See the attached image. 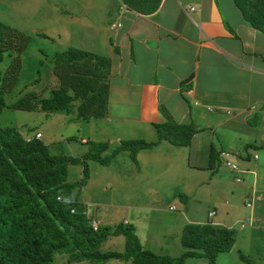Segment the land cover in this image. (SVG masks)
<instances>
[{
	"label": "crops",
	"instance_id": "crops-1",
	"mask_svg": "<svg viewBox=\"0 0 264 264\" xmlns=\"http://www.w3.org/2000/svg\"><path fill=\"white\" fill-rule=\"evenodd\" d=\"M103 9V19L92 23V39L97 40V33L104 34L107 22L109 28L112 22L119 25L106 35L109 45L105 51L98 50L99 43H90L93 47L87 48L110 57L106 113L96 118L108 123L131 121L136 123V131L145 124L142 133L151 136L146 129L161 119V104L175 120H190L196 126L187 145L157 142L175 150H138L137 167L128 159V166L136 169L134 179L180 178L186 197L181 196L179 236L186 221L233 226L242 215L239 212L219 220L209 216L212 209L203 215L190 209L189 198H198L200 193L198 189L196 195L191 191L201 181L195 171L209 167L214 177L209 182L216 184L241 173L243 191L250 189L257 202L250 210V241L257 237L253 240L258 242L264 260V214H259L264 211V33L243 19L233 0H159L157 8L145 14L128 8L121 0H107ZM126 130L123 126L122 131ZM90 137L96 138V134L80 135L79 140ZM157 143L152 148L157 149ZM210 148L217 157L214 164H210ZM153 154L165 158L157 167L158 161L151 159ZM120 155L129 158L126 150H119L108 163L111 168ZM225 155L235 157L241 172L219 169ZM125 170H121L123 174ZM218 193L211 202L219 203ZM175 194L171 192L170 199ZM121 220L135 222L129 217Z\"/></svg>",
	"mask_w": 264,
	"mask_h": 264
},
{
	"label": "trees",
	"instance_id": "trees-1",
	"mask_svg": "<svg viewBox=\"0 0 264 264\" xmlns=\"http://www.w3.org/2000/svg\"><path fill=\"white\" fill-rule=\"evenodd\" d=\"M121 1L143 14L155 10L159 3V0ZM233 2L243 19L264 33V0ZM28 41L27 33L0 20V60L4 51H14L0 71V109L5 106L3 92L17 79L21 64L19 52ZM109 70L108 55L67 45L52 56V71L58 86L52 89L51 95L39 101L34 91H26L9 106L26 110L67 109L76 98L77 117H101L107 108ZM158 109L161 119L151 122L154 139H119L106 155L101 154L108 146L105 140L85 139L81 142L85 148L78 155L51 152L47 144L32 133L23 136L12 125H0V264H45L57 251H66L69 258L74 259H130V264H181L186 257H204L206 264H214L219 252L237 249L232 226L208 220L183 223L178 236L179 253L174 256L145 247L132 222L120 220L110 226L97 224L93 228L90 216L76 195L89 176L87 160L106 165L115 153L126 150L138 165L136 152L139 149H148L160 140L187 145L196 131L192 121L175 120L161 104ZM216 158L210 148V164H214ZM75 162L81 164L82 176L70 183L65 179L66 166ZM179 195L186 197L184 193ZM174 208L173 205L170 209ZM245 217L248 221L243 225L239 223L240 227L251 224L250 215ZM117 234L123 236L122 250L99 249L107 235ZM239 256L246 257L240 251Z\"/></svg>",
	"mask_w": 264,
	"mask_h": 264
},
{
	"label": "rangeland",
	"instance_id": "rangeland-1",
	"mask_svg": "<svg viewBox=\"0 0 264 264\" xmlns=\"http://www.w3.org/2000/svg\"><path fill=\"white\" fill-rule=\"evenodd\" d=\"M79 1L82 4L77 0H45L44 2L40 0H0V20L29 35L27 45L19 52L21 64L17 79L14 85L2 94L5 106L0 109V125H12L23 136L38 130L42 133L41 139L48 145L51 152H65L73 155H78L81 150H84L85 144L80 142L79 137L85 134L88 136L96 134V138L90 137L89 139L108 142L107 148L101 152L102 155L110 152L119 139L129 137L154 139V128L149 125L150 129L146 130L151 132V136L142 133L145 131V124L140 126V131H136V123L131 121L112 120L108 123L96 117H90L88 120L77 117L78 100L76 98L71 100L67 109L46 110L37 107L33 110H26L9 106L10 102L26 91H34L39 101L51 95L52 89L58 86V79L52 71V56L67 45L87 49L93 47L90 43H99L98 50L100 52L106 50L105 47L109 45L106 35L112 32L108 27V22L103 29L104 34L97 33L95 37L97 40L92 39L91 27L92 23L103 19V6L107 0ZM12 53H14L13 50H6L2 53L0 71L7 65ZM123 126L127 128L126 131H122ZM159 144L157 143V149L152 148L153 145L151 150H175L169 148L168 145L163 147ZM162 156L161 154L151 156L152 160L158 161L155 167L165 160ZM128 159L131 160L130 157L120 155L113 162L112 168L110 164L103 165L92 159L87 160L88 172L92 174V177L87 184L84 183L80 187L77 194V186L73 188L74 194L83 203L87 215L90 218L94 217L99 225L110 226L120 222L122 217H129L135 221L133 225L138 235L145 237V240H142L145 247L154 252L177 255L179 253L178 239L173 234L178 236L177 227L180 226L179 221L183 210V199L179 195L182 193L180 178L166 180L146 178L142 182L134 179L136 169L128 166ZM226 160L230 163L236 161L235 157L225 155L220 161L222 164L219 169L231 170L225 165ZM133 164L137 167L134 162ZM163 164L164 162L160 165ZM235 166L237 169L238 166L236 164ZM125 167V174H123L121 170ZM81 168L78 162L69 163L66 166V181L77 182L82 176ZM195 174L200 175L201 181L194 185L191 191L195 194V190L198 189L200 193L197 195L199 199L189 198L191 200L188 204L192 206L189 207L190 209L196 210L199 215L207 214L206 211L213 209L215 214L210 217L219 220L225 219L228 215L231 217L233 214L242 213L236 219L237 225L232 226L237 249L232 248L219 252L214 264H264V260L260 257L258 242L253 240L257 237L253 236L250 241L251 228L249 225L243 227L238 225L243 221L244 215H251L250 210L254 202L257 205L250 189L243 191L245 186L240 183L241 173H239L240 176L231 175L228 179H224V182L220 181L217 184L209 182L214 178L209 167L203 171L197 170ZM208 177L211 180H208ZM216 191L219 192V195H216L219 203L211 202ZM171 192L176 193L172 199L169 197ZM222 199H225V202ZM246 201L252 204L251 208L245 206ZM172 204L175 206L174 209L168 206ZM225 211L227 213H224ZM259 214H264L263 209ZM260 241L262 242L261 238ZM175 244L177 245L174 246ZM99 249L101 251L122 250L123 236L121 234L107 235ZM238 250L246 257L241 258ZM45 264H130V259L108 258L104 261L90 258L74 259L69 258L66 251H57L53 254L52 260ZM181 264H206V261L204 257H186Z\"/></svg>",
	"mask_w": 264,
	"mask_h": 264
},
{
	"label": "built area",
	"instance_id": "built-area-1",
	"mask_svg": "<svg viewBox=\"0 0 264 264\" xmlns=\"http://www.w3.org/2000/svg\"><path fill=\"white\" fill-rule=\"evenodd\" d=\"M118 25H119V23H118L117 21H116V22H112V23L110 24L111 27H113V26H118ZM194 103H196V101H194ZM33 136H34V137H39V136H40V132H38V131L35 132ZM225 163L228 164L232 169H236V166H235L234 163H230L229 161H226ZM237 178H238V177H237ZM245 205H246V206H251V203H250L249 201H246V202H245ZM172 207H173V205L170 206V208H172ZM209 214H213V210H211V211L209 212ZM247 221H248V217H245L244 220L240 222V225H243V224L246 223ZM91 224H92L93 228L96 226L95 222H93V221L91 222Z\"/></svg>",
	"mask_w": 264,
	"mask_h": 264
},
{
	"label": "bare ground",
	"instance_id": "bare-ground-1",
	"mask_svg": "<svg viewBox=\"0 0 264 264\" xmlns=\"http://www.w3.org/2000/svg\"><path fill=\"white\" fill-rule=\"evenodd\" d=\"M114 27H116V26H113V27L110 26V28H114ZM213 214H214V211H213ZM209 215H212V214H209ZM92 221L95 222V224L97 225V222H96L95 220L91 219V222H92ZM95 227H96V226H95ZM95 227H94V228H95Z\"/></svg>",
	"mask_w": 264,
	"mask_h": 264
},
{
	"label": "clouds",
	"instance_id": "clouds-1",
	"mask_svg": "<svg viewBox=\"0 0 264 264\" xmlns=\"http://www.w3.org/2000/svg\"><path fill=\"white\" fill-rule=\"evenodd\" d=\"M35 132H37V131H34L32 134L34 135V133H35ZM38 132H40V131H38ZM40 137H41V133H40V136H39V138H40Z\"/></svg>",
	"mask_w": 264,
	"mask_h": 264
}]
</instances>
